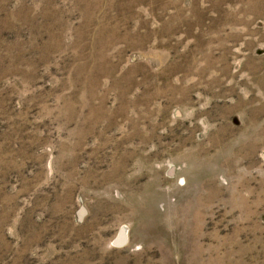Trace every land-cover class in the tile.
<instances>
[{"label": "rangeland", "instance_id": "374dc122", "mask_svg": "<svg viewBox=\"0 0 264 264\" xmlns=\"http://www.w3.org/2000/svg\"><path fill=\"white\" fill-rule=\"evenodd\" d=\"M0 264H264V0H0Z\"/></svg>", "mask_w": 264, "mask_h": 264}, {"label": "bare ground", "instance_id": "6f19581e", "mask_svg": "<svg viewBox=\"0 0 264 264\" xmlns=\"http://www.w3.org/2000/svg\"><path fill=\"white\" fill-rule=\"evenodd\" d=\"M121 239H122V237H121ZM123 243H124V241H122Z\"/></svg>", "mask_w": 264, "mask_h": 264}]
</instances>
